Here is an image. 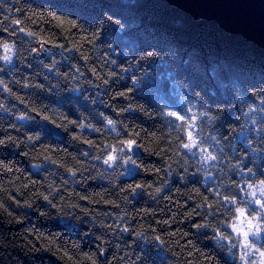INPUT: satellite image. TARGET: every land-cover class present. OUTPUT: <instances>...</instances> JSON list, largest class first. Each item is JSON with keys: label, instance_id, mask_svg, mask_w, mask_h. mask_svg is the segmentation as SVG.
<instances>
[{"label": "clouds", "instance_id": "1", "mask_svg": "<svg viewBox=\"0 0 264 264\" xmlns=\"http://www.w3.org/2000/svg\"><path fill=\"white\" fill-rule=\"evenodd\" d=\"M115 3L126 11L140 9L145 4L163 10L171 7L166 0H115ZM24 7L20 4L21 9ZM44 8L43 12L29 8L32 15L26 19L35 16L34 23L56 19L55 12L47 10L50 8L79 17L82 23L74 26L80 30L87 31L88 27L103 30L100 44L97 37L101 34L95 31L87 38L91 49H82L84 38L73 47L82 49L81 54L88 59L92 58L91 51L101 61L105 76L92 68L97 82L94 85L81 68L73 66L74 71L61 72L74 53L46 47L47 39L54 40L55 36L41 43L43 29L41 33L20 30L21 35L16 37L19 43L0 39V128L10 121L18 129L17 135L0 138V146L14 151L23 146L34 161L31 171L49 172L44 178L46 190L30 196L23 211L35 214L43 208V218L67 235H79L86 220L102 234L115 233L119 227L121 232L117 235H126L129 230L123 225L132 215L127 206L133 200L159 203L163 194L171 191L172 182L193 181L206 190L213 189L211 200L204 197L201 187L185 193L190 199L195 194L199 211L194 209L193 213L202 217V222L196 225L195 238L207 237V245L223 264H264V55L252 51L251 44L243 55H236L224 45H191L185 42L184 16L169 15L167 26H162L160 15H146L143 11L137 12L131 23L153 42L142 43L134 50L121 49L112 37L116 32L128 31L130 24L126 16L103 9L100 15L89 18L61 7L58 0H46ZM0 10L13 11L5 0H0ZM35 45H39L38 52ZM105 47L113 54L120 49L116 59L108 61L114 71L103 68ZM25 57L34 64L33 75L31 79L20 80L16 74ZM37 76L44 78L43 86L36 82ZM105 77L127 89L118 93L128 100L121 109L126 118L110 117L101 111L108 102L107 95L101 94L109 92ZM10 84L17 85V91ZM97 86L101 91H96ZM38 96H43V100L37 102ZM70 114L77 119H71ZM128 117L156 125L159 134H152L151 143L144 141L139 132L128 129ZM92 136L97 138L91 139ZM137 140L143 143H136ZM81 141L89 145L87 151L79 152L83 160L75 154L54 152L50 146L67 142L80 148ZM161 142L164 151L159 149ZM145 153L167 158L162 161V175L158 174L151 184L125 185V181H134L142 168L153 170L142 163ZM57 163L59 169L55 168ZM7 168L0 161V171ZM81 177L85 182L92 180L106 185L105 191L116 192L117 199L110 201L119 205L116 224L109 226L105 223L106 216L81 209L75 191L83 187L78 183ZM58 187H71L72 191L67 198H61ZM98 195L102 197L104 193ZM56 200L59 202L53 203ZM143 215L146 217L148 213L145 211ZM173 235L179 237L181 233L169 232L161 237L149 223L137 225L135 247L143 255L133 259L132 253H125L128 258H120V264H167L170 250L179 243L170 239ZM53 236L51 244L56 243V238L62 244L67 243L60 231ZM106 246L111 245L99 246L101 252ZM189 247L196 245L189 242ZM71 248L79 254L78 243L71 244ZM196 250L200 256L204 255L202 250ZM175 255L179 257L180 253ZM84 259L97 264L95 252L85 254ZM104 259L101 255L100 260ZM211 264L217 262L213 260Z\"/></svg>", "mask_w": 264, "mask_h": 264}, {"label": "trees", "instance_id": "2", "mask_svg": "<svg viewBox=\"0 0 264 264\" xmlns=\"http://www.w3.org/2000/svg\"><path fill=\"white\" fill-rule=\"evenodd\" d=\"M5 2L12 7L13 11L9 13L6 10H0V39L16 41V37L21 35L20 30L41 33V29H43L40 36L41 43H45L47 37L55 36L54 40L47 39L46 47L62 48L66 52L74 53L69 64L61 67V72L74 71L73 66L81 68L88 79L93 81L94 85L97 82L92 68H95L97 72L105 76V72L100 66L101 61L91 51L89 52L91 59L81 54L83 48L91 49V44L87 41L91 33L99 31L101 35L97 37V43H101L103 37L102 29L88 27L87 31L80 30L74 26L82 23L79 17L50 8L47 10L54 11L56 19L48 18L46 21L35 23L33 22V20L37 19L35 16L31 20L26 19L32 15L29 8L38 12L45 11L46 0H19V3L16 0H5ZM58 3L69 11H74L89 18L100 15L103 9H107L117 15L126 16L130 24L128 31L116 32L112 37L115 45L121 49L134 50L142 43L153 42L143 34L140 28L131 23L135 19L136 13L143 11L146 15H160L162 26H167V16L169 15L184 16L187 22V28L184 33L185 42L191 45L215 44L217 47L224 45L229 50L234 51L236 55H243L246 46L251 44L252 51L256 52L257 55H264V46L257 41L250 40L247 35L232 33L220 21L210 20L201 15L191 13L167 0L166 3L171 7L165 10L159 9L152 4H145L140 9L126 11L115 3V0H100L99 3H96L95 0H86L84 3H76L75 0H58ZM20 4H24L25 7L21 9ZM115 19L117 17H113V20ZM80 38H84V43L82 49L78 51L73 47V44L77 43ZM16 42L19 43V41ZM37 46L35 45L36 48ZM119 52L120 49L117 48L115 54H113L105 47L103 51V68L114 71L115 69L109 65L108 61L110 59L115 60ZM88 65L91 67H88ZM121 66L123 67L124 65L122 64ZM18 68L17 79L32 78L34 64L27 57H25L22 65H18ZM7 78L5 77V79ZM105 78L108 79L107 77ZM36 82L43 86L44 78L37 76ZM9 86L12 87L13 91H17V85L10 84ZM106 87L109 92L107 94L101 92V94L107 95L108 102L105 109H101V111H105V114L110 117L120 116L122 119L126 118L127 114L122 113L121 109L126 106L128 100L124 96L118 95V93L127 91V89L118 86V82L113 83L112 79H108ZM41 91H43V88H41ZM96 91H101L98 86ZM21 94H23L22 89ZM88 94L93 95V93ZM41 100H43V96H38L37 102ZM70 118L73 120L77 119L75 115L71 114ZM127 122L128 129H134L135 132H139L143 136L144 141L149 143H151L153 133L159 134L156 125L147 123L138 117H128ZM17 134L18 129L12 127L10 121L6 122L4 128H0V138ZM228 135L229 133L226 132L225 136ZM90 138L96 139L97 137L92 136ZM136 143L142 144L143 141L137 140ZM80 144L82 145L80 148L67 142L52 143L50 146L54 152L58 150L61 154L65 152L75 154L79 159L83 160L82 157H79V152L87 151L89 145L83 141ZM159 149L161 151L165 150L163 142L159 144ZM144 155L145 159L142 163L145 166H150L153 170L142 168L141 174L134 181H125V185L140 184L141 182L151 184L158 174L162 175V161H166L167 158L149 153ZM66 159L70 160V157H66ZM0 161L8 165L7 169L0 171V264H58V262L64 264H92V260L84 259V256L93 252L96 253L97 264H120V258H128L125 253H132L133 259L137 255H143L135 247V241L137 225L145 222L149 223L156 234L161 237H164L169 232L173 234L181 233L179 237L173 235L170 238L171 240H179V243L175 244L170 250V259L167 264H198L199 261H203V264H211L213 260L217 264H223L217 253L207 245V237L203 239L195 238L196 225L202 222V217L193 213L194 209L197 212L199 211L195 194L192 193V198L190 199L185 193L189 192L191 188L201 187L196 182L190 181L188 184L181 183L179 180L172 182L171 191L164 193L159 203L147 200H133L127 206L132 215L127 218V222L123 225L129 230L126 235H117V233L121 232L119 227L115 233L104 231L102 234L101 231L90 227L87 220L79 235H67L63 230L53 227L48 220L43 218V208L35 214H27L23 211L30 196H36L40 191L46 190L47 186L44 183V178L49 175V172L45 170L39 174H34L31 171L34 161L28 155V150L23 148V146L18 151L9 149L6 146H0ZM59 167L60 165L57 163L55 168L59 169ZM17 169L21 171H17ZM77 175L79 177L80 174L77 173ZM87 175L88 173L85 172L84 177H87ZM17 177H19L18 180L16 179ZM29 177L31 178L30 180ZM56 179L58 180L59 178ZM233 181H235V176H233ZM78 183L83 185V187L75 189L78 193L81 209H87L88 213H99L102 217L106 216L105 223L109 226L116 224L115 216L118 214L119 205L110 202L117 199L116 192L110 189L105 191L106 185L98 184L92 180L85 182L83 177L78 180ZM37 184L41 185V187H37ZM20 185L23 187H20ZM57 191L60 193L61 198H67L72 188L58 187ZM101 192L104 193L102 197L98 195ZM201 192L205 198L209 200L213 198L211 195L213 192L212 187L207 190L201 187ZM58 202L59 200L53 201V203ZM37 203H41V200L38 199ZM43 203H47V201H43ZM17 209L21 210L17 211ZM145 211L148 213L146 217L143 215ZM189 213L193 214L189 217ZM173 219H175L174 223L172 222ZM164 221H167V223H164ZM57 231L61 232V236L64 237L67 243L62 244L58 238H56L54 245L50 243L51 239L54 238L53 234ZM94 231L96 232L95 235H93ZM41 232L44 233V236L40 235ZM113 240H115L114 244ZM189 242L194 243L196 248L189 247ZM74 243L79 244V254L71 248V244ZM101 244L111 246H106L101 252L99 247ZM196 249L202 250L204 255L200 256ZM175 253H180V256L177 257ZM101 255L106 259L100 260ZM193 256L196 257V260L193 259Z\"/></svg>", "mask_w": 264, "mask_h": 264}, {"label": "water", "instance_id": "3", "mask_svg": "<svg viewBox=\"0 0 264 264\" xmlns=\"http://www.w3.org/2000/svg\"><path fill=\"white\" fill-rule=\"evenodd\" d=\"M264 46V0H167ZM58 264H64L58 262Z\"/></svg>", "mask_w": 264, "mask_h": 264}, {"label": "snow or ice", "instance_id": "4", "mask_svg": "<svg viewBox=\"0 0 264 264\" xmlns=\"http://www.w3.org/2000/svg\"><path fill=\"white\" fill-rule=\"evenodd\" d=\"M191 136H192V134H191V132H189L188 133V137H189V139H191ZM187 146V145H186ZM241 215L243 216V210H241ZM234 227H237L236 225H233ZM238 230H240L239 228H238ZM245 235H247V233H245Z\"/></svg>", "mask_w": 264, "mask_h": 264}, {"label": "rangeland", "instance_id": "5", "mask_svg": "<svg viewBox=\"0 0 264 264\" xmlns=\"http://www.w3.org/2000/svg\"><path fill=\"white\" fill-rule=\"evenodd\" d=\"M36 51H37V52L39 51V45L37 46Z\"/></svg>", "mask_w": 264, "mask_h": 264}]
</instances>
